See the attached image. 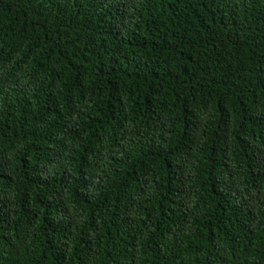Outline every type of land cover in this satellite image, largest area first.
I'll return each mask as SVG.
<instances>
[{"label": "trees", "instance_id": "1", "mask_svg": "<svg viewBox=\"0 0 264 264\" xmlns=\"http://www.w3.org/2000/svg\"><path fill=\"white\" fill-rule=\"evenodd\" d=\"M0 264H264V0H0Z\"/></svg>", "mask_w": 264, "mask_h": 264}]
</instances>
